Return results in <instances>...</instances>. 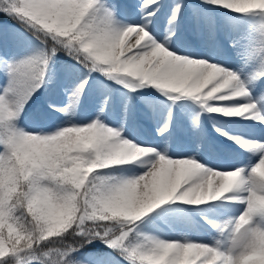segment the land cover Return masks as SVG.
Here are the masks:
<instances>
[{
  "label": "snow or ice",
  "instance_id": "snow-or-ice-1",
  "mask_svg": "<svg viewBox=\"0 0 264 264\" xmlns=\"http://www.w3.org/2000/svg\"><path fill=\"white\" fill-rule=\"evenodd\" d=\"M0 16V264H264V0H0ZM37 96L58 122L28 130ZM148 121L163 148L129 138Z\"/></svg>",
  "mask_w": 264,
  "mask_h": 264
},
{
  "label": "rangeland",
  "instance_id": "rangeland-1",
  "mask_svg": "<svg viewBox=\"0 0 264 264\" xmlns=\"http://www.w3.org/2000/svg\"><path fill=\"white\" fill-rule=\"evenodd\" d=\"M116 2H119V1L116 0ZM126 2H128V0H122L121 3H126ZM158 20L161 21L162 26L165 24V16L159 17ZM157 22L158 21H155V23H157ZM0 23H5L7 25H15L14 23L8 22L6 20H2V21H0ZM161 28L162 27H160V29ZM177 46L183 48L184 47L183 41L182 40L178 41ZM197 51L210 53L211 49L209 47H201V48H198ZM223 59L229 60L230 58L224 57ZM157 98L160 99V97H157ZM45 99H46L45 96H37L34 98L33 101L30 102L32 107L26 111L25 119H23V121L21 123V127H24L28 130H32L34 128L51 126V125L58 122V117H56V116L44 115L45 119L43 117L42 118L37 117V115H36L37 110L39 109L41 112H43L44 109L46 108ZM113 101L117 104L119 103V96L117 94H113ZM137 104L140 107H146L145 105L142 104V102L138 101ZM151 110L155 111L156 113L159 114L160 122H162L163 117L166 114V110H165L164 106L159 105V104H155L152 106ZM109 118L112 119L114 121V123H119L118 114H115V113L109 114ZM148 122H146L143 127H139V126L131 125V124L127 125L126 131L129 134V138L136 137V135L140 133L142 135H145L149 139V141H148L149 143L158 144V145H160L161 148H163L165 145V142H166V136L165 137H158V136H156L154 131L149 132V128L147 126ZM224 123H227V118H224V122L221 123V125H223ZM188 126H189V121L186 118V116L183 115L182 113H179L176 110H174V125L170 126V128H169V131L173 133L172 143H171L170 147H175L179 151H183L187 147L188 142H187V138L184 134V129L187 128ZM204 126H205L206 130L212 136H215V133L212 131V128L206 124V120L204 122ZM233 127L234 126L230 127L229 131H231V129ZM237 127L240 128V130L231 131V132H233L234 134H240L241 132L249 130V129L245 128L244 126H237ZM136 139H138V138H136ZM220 140L222 141L223 138H220ZM202 154L205 156V159H208L210 161H215L219 158V156L215 152L205 151ZM233 156L236 159H241V160L243 159V157L235 156V154H233Z\"/></svg>",
  "mask_w": 264,
  "mask_h": 264
},
{
  "label": "bare ground",
  "instance_id": "bare-ground-1",
  "mask_svg": "<svg viewBox=\"0 0 264 264\" xmlns=\"http://www.w3.org/2000/svg\"><path fill=\"white\" fill-rule=\"evenodd\" d=\"M134 19V18H133ZM149 26L150 27H152V28H154L157 32H159L160 31V27H162V24H161V21H158L157 23H155V21L152 23V24H149ZM215 115V114H214ZM43 118L45 119V116H43ZM217 119H218V121H219V124L221 125V123H223L224 122V118L222 117H217ZM226 123H224L223 125H225ZM209 127H211V124H207ZM223 125H221V126H223ZM147 126H148V128H149V132L150 131H154L155 132V128H156V126H157V124H155V123H153V122H151V121H149L148 123H147ZM233 131H236V130H240V128H237V127H233V129H232ZM135 138H138L137 140L138 141H146V142H148L149 141V139L145 136V135H142V134H137L136 135V137Z\"/></svg>",
  "mask_w": 264,
  "mask_h": 264
},
{
  "label": "trees",
  "instance_id": "trees-1",
  "mask_svg": "<svg viewBox=\"0 0 264 264\" xmlns=\"http://www.w3.org/2000/svg\"><path fill=\"white\" fill-rule=\"evenodd\" d=\"M1 17H4V16H1Z\"/></svg>",
  "mask_w": 264,
  "mask_h": 264
}]
</instances>
